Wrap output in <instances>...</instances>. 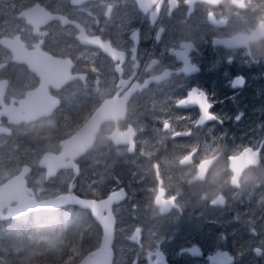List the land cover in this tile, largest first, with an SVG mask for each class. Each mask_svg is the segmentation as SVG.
Instances as JSON below:
<instances>
[{
    "label": "flooded vegetation",
    "instance_id": "obj_1",
    "mask_svg": "<svg viewBox=\"0 0 264 264\" xmlns=\"http://www.w3.org/2000/svg\"><path fill=\"white\" fill-rule=\"evenodd\" d=\"M240 12L225 22L222 6L210 15L200 0H0V139L26 126H33L38 142L54 138L55 129L63 133L58 148L42 153L35 165L11 161L0 167L7 173L0 185L26 168L28 198L71 195L99 204L102 216L114 221L112 264H227L230 258V264H264V137L232 149L221 131L256 125L264 117V56L228 51L220 43L238 30L264 27L260 8ZM152 61L159 63L146 71ZM164 70L165 82L149 81ZM52 99L54 108L47 106ZM121 107L127 117L116 140L105 142L103 134ZM27 108L35 118L25 122ZM96 111L99 126L91 145L73 160L76 172L61 168L47 176L39 165L43 155L59 154V143ZM227 137L233 138L230 130ZM193 148L190 158L197 165L219 150L213 167L222 163L225 177L255 154L259 167L249 170L259 184L226 186L225 206H209L186 191H207V179L190 184L187 167L163 162L174 153L188 156ZM53 184L62 186L48 191ZM158 198L183 211L171 207L161 215ZM16 204L9 202L0 216ZM60 208L81 211L78 231L81 225L95 227L90 238L97 245L80 258L96 249L102 230L91 212L70 204ZM53 210L0 218V224L30 223L36 213L45 215L39 223H50Z\"/></svg>",
    "mask_w": 264,
    "mask_h": 264
},
{
    "label": "clouds",
    "instance_id": "obj_2",
    "mask_svg": "<svg viewBox=\"0 0 264 264\" xmlns=\"http://www.w3.org/2000/svg\"><path fill=\"white\" fill-rule=\"evenodd\" d=\"M208 9L209 14H212L213 9H219L222 6L224 13L225 22L228 21L230 16H240L242 9H251L256 11L257 8H260L264 12V0H200ZM235 9V11H234ZM221 45L228 51H234L236 49L243 48L245 50L244 54L248 56H253L254 51L258 56H264V27H257L254 29L248 30H238L234 32L231 37L225 38L220 41ZM159 63L158 61H152L146 71L152 72V69L155 64ZM168 78L167 70L161 72H153L149 77L150 82L156 84H161L165 82ZM127 117V108L121 107L119 112L112 117L113 126L110 130H107L102 137L103 141L116 140L117 135L119 134L120 125L119 122L125 120ZM130 136L135 135V130H130ZM196 149H192V153L188 156L176 155L172 159L164 160L163 162L166 166H178V167H187V171L184 173V177H189L188 183L194 181H204L208 180L210 185L207 191H204L200 195V201H207L209 206H219L224 207L227 203V199L223 194L222 189L226 186H232L235 188H243L248 184H259V178L257 174L250 168L259 167V159L252 154L248 157L246 164L241 165L236 168L235 174L224 176L225 167L223 164H218L215 167L216 160L219 158L220 152L217 150L216 155L206 154L201 159V164L197 165L190 158ZM208 170H211V174L208 175ZM191 174V175H190ZM183 178V177H182ZM156 206L159 208V213L161 215L170 211L171 207H175L178 211H183V208L180 204H171L165 205L157 200ZM50 238L45 235H34L29 237L30 243L36 245L37 249L39 248L42 242L48 241ZM30 255H38L37 250H32Z\"/></svg>",
    "mask_w": 264,
    "mask_h": 264
},
{
    "label": "water",
    "instance_id": "obj_3",
    "mask_svg": "<svg viewBox=\"0 0 264 264\" xmlns=\"http://www.w3.org/2000/svg\"><path fill=\"white\" fill-rule=\"evenodd\" d=\"M63 78H65V82L71 79L68 76L66 70ZM30 98L31 95L29 94L25 100H28ZM47 106L54 108L55 106H57V100L52 99L50 105L47 104ZM30 109L24 110L25 115L22 117V120L25 122H28L30 121V119L35 118V114L32 112L33 110L30 111ZM97 113H99V111H96L95 114H93L89 119V121L82 128L77 130L71 137L59 143V146L61 147V151L59 152V154L43 155L39 165L40 167L45 168V170L47 171V176L54 174L56 170L61 168H73L76 172V165L73 163V160L80 154H82L84 150L91 145L93 135L97 131L99 126ZM246 151L249 150H245L240 158L243 157L244 154H246ZM237 160H239V158H237ZM25 174L26 168H23L22 171L19 172L16 176L8 179L0 185V212L4 206L8 205L9 202L16 201L17 203L16 206L8 208L6 215L0 216V218H14L28 213L32 210L57 209L68 204L88 209L102 230L101 239L96 249L87 253L85 256L81 257L79 261L73 264H112L111 246L113 241L114 221L108 215L102 216L103 208H101L100 205L95 202L80 200L79 198H75L71 195H60L55 198L42 201H36L31 197L28 198L26 195V192L28 190L25 188L24 182ZM112 200L113 198L110 197L104 203L108 204L109 202H112ZM231 262L232 259L230 258L227 264H230Z\"/></svg>",
    "mask_w": 264,
    "mask_h": 264
},
{
    "label": "trees",
    "instance_id": "obj_4",
    "mask_svg": "<svg viewBox=\"0 0 264 264\" xmlns=\"http://www.w3.org/2000/svg\"><path fill=\"white\" fill-rule=\"evenodd\" d=\"M49 216H52L50 223H39L45 215L36 213V216H30V219H35L30 223L9 221L0 224V260L4 264H70L97 245L96 240L92 241L90 238L96 233L93 225H81L78 231L82 218L79 209H55ZM37 229H41L42 233L49 232L58 236L57 248L54 251H45L42 246L37 249L36 245H29L28 236ZM16 248L19 250L13 253ZM34 249L39 252L38 255L29 254Z\"/></svg>",
    "mask_w": 264,
    "mask_h": 264
},
{
    "label": "rangeland",
    "instance_id": "obj_5",
    "mask_svg": "<svg viewBox=\"0 0 264 264\" xmlns=\"http://www.w3.org/2000/svg\"><path fill=\"white\" fill-rule=\"evenodd\" d=\"M263 121H264V117L260 118L257 121L256 125H248V126H246L245 123L243 122H238L236 123V125L242 123L246 127L240 128L235 125H233V127H230L232 125H227L223 127L221 131L224 134V137L226 138L229 146H231V148L233 149L235 148V146H241L243 143H248L249 140L251 139L254 140V139L264 137ZM33 129H34L33 126L22 127L16 131V135L13 136L12 138L10 139L1 138L0 139V164H1L0 167H5L6 163L11 162V161L15 163L27 161L35 165L36 161L38 160L39 156L42 153L47 152V151H53L54 149L58 148V141H59L58 138H60L63 135L61 130H58V129L54 130V138H50L46 140L45 142H38L35 139V134L33 133ZM229 130L233 133L232 140H230L227 137V133ZM29 132L31 133L29 134ZM252 143H254V141H252ZM213 144H214L213 146H215L216 142H214ZM143 148L144 147H141V149ZM176 155L178 154L177 153L173 154V156H176ZM91 165L92 163L89 164V167ZM11 169H14V168H11ZM1 170H4V169H1ZM121 172L127 175L131 173V169L124 170ZM6 175H7L6 172L4 171L0 172V182L3 181ZM64 178H66V176L59 178V179H63L62 184L64 182ZM34 179L41 181V175L39 173H35ZM59 186L61 187L62 185L61 184L49 185L47 189L48 191L52 192L54 190H60ZM41 189H44V187H42ZM191 190H193L194 194L198 193V196L200 197L201 195L199 191L201 190L200 187H195V188L187 187L186 191L188 192ZM240 228L241 226L237 223V225L235 226V230L241 233ZM34 235H45L50 238L48 241L42 242L40 246L48 250H51V251H54L57 248L58 236L56 234L49 233V232L42 233L41 229H37V230L32 231V233H30V235L28 236V239L30 236H34ZM29 245H34V244L30 243L29 241ZM18 250L19 248H16L13 251V253H17ZM0 264H4V262L0 260Z\"/></svg>",
    "mask_w": 264,
    "mask_h": 264
},
{
    "label": "snow or ice",
    "instance_id": "obj_6",
    "mask_svg": "<svg viewBox=\"0 0 264 264\" xmlns=\"http://www.w3.org/2000/svg\"><path fill=\"white\" fill-rule=\"evenodd\" d=\"M234 86H237L236 82H234Z\"/></svg>",
    "mask_w": 264,
    "mask_h": 264
}]
</instances>
